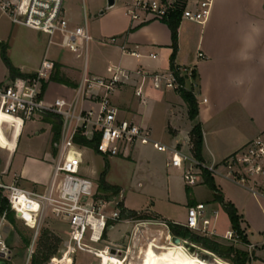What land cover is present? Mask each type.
Wrapping results in <instances>:
<instances>
[{"label":"crops","instance_id":"obj_1","mask_svg":"<svg viewBox=\"0 0 264 264\" xmlns=\"http://www.w3.org/2000/svg\"><path fill=\"white\" fill-rule=\"evenodd\" d=\"M82 1L87 5L88 0H78V3ZM89 1L95 2V0ZM200 1L202 0H178L180 5L189 6ZM210 1L211 13L204 24L182 20L178 29V52L175 65L181 72L189 68L194 71L196 86L194 93L199 104L198 120L202 124L204 133V163L219 165L264 131V0ZM131 2V0H115V5L111 8H108L107 4L104 6L102 2L101 9L104 10L100 14L90 16V18L84 9L83 21L78 18L81 12L78 15L74 13L73 6L76 4V0H64L63 11L70 29L87 25L92 37L88 47V57L85 59L84 72L87 71L91 76L106 77L111 75L108 72L109 69L121 68L127 71L142 70L148 74L144 81L141 77L136 76L129 84L119 86L112 97L113 104L119 109L121 118L123 115L128 120L146 127L145 118L148 111L144 109V106L147 99L145 95L143 99L137 97L136 90L142 85V82L143 93L145 88L149 86L157 90L164 89L162 85L156 84L153 76L171 72L172 35L171 30L163 21L154 20L143 14L134 20L127 15V8ZM78 8L80 10L81 6L78 5ZM112 39H115V42H111ZM91 48L98 50L107 58L108 63L102 69L95 67L90 71L89 51ZM123 48L126 49V52ZM48 51L49 48H47L43 58L46 54L48 55ZM199 52L204 53L206 58L200 59L198 57ZM131 53H136V55ZM43 58L38 60L35 67L31 69L13 65L21 73L33 75L39 70ZM54 62L60 66V77L69 83L50 79L45 84V100L49 104L56 99L69 101L74 99L84 74L76 66L58 61ZM186 85L191 88V81L186 79ZM164 93L162 96L166 102L165 111L169 117L168 132L172 128L169 135L175 143L166 144L156 137L154 138L168 146L181 148L183 142L190 140L193 122L188 117L190 125H186L183 124L185 120H180L178 117L177 107L186 105L185 102L181 101V96L167 93L166 90ZM136 98L137 100H135ZM84 106L90 108L92 105L84 103ZM10 118L12 121L0 123V132L7 139V143H11L13 146L8 149L0 146V183L6 185L19 184L20 188L44 193L52 181L53 160L57 153L56 144L58 142L56 144L54 142L53 125L46 116L41 115L30 121ZM28 122L29 124H27ZM17 125H19V129H16ZM24 134L26 136L23 143L28 144L22 153L18 154ZM33 143L42 144L40 147H35ZM140 147H143V150L139 152L136 149L132 153L134 156L140 154L139 157H142L147 152L146 147L149 146ZM152 150L155 149L152 148ZM88 153L99 154L94 149L84 148L82 150L83 170L87 168L86 155ZM166 156L168 164L169 155ZM92 158L91 156L89 160ZM86 170L89 174H96L93 170L88 168ZM219 172L221 173L220 182L217 183L216 178L215 182L225 201L231 202L238 214L243 217L242 226H245L248 242L246 246L264 245V199L253 195L248 189L225 178L226 171L221 168H219ZM85 174L84 176L90 178L89 175ZM106 182L122 190L120 186L111 184L107 180ZM122 200L126 209L136 211L126 206L124 197ZM195 201L198 204V200ZM214 206L220 209H211L209 206L208 209L210 212L218 211L219 216L216 221L215 219L211 220L210 228L222 236L233 228L227 215L231 228L222 232L218 229V219L220 218V211L223 209L219 203H214ZM150 213L160 217L159 219L165 224L171 238L173 236L167 224L175 223L183 226L187 221L186 218L184 222H178L156 211ZM157 220H141L144 222L142 226L149 227L151 223H155ZM5 223L7 220L1 217V230ZM122 228H125V231H122ZM116 229L121 235L109 245L122 247L120 241L125 238L127 231L133 229V225L119 223L109 228L106 239L111 231ZM143 233H145L144 229L141 230L140 239L143 238ZM254 233L260 234L263 241L253 243L250 235H254ZM134 240L136 239H133L132 242L136 243ZM106 244H108L107 240L102 246ZM159 246H166L171 249L176 247L170 244ZM181 247L177 249L180 250L179 253L183 257L187 254L191 255L185 248ZM174 250L175 248L172 249L171 264L175 258ZM144 251L155 254L150 242L147 247L141 250L142 253ZM186 260L190 264V261ZM203 261L206 263L205 260ZM257 262L264 264V258L257 256L250 264ZM216 263L230 264L224 261Z\"/></svg>","mask_w":264,"mask_h":264},{"label":"built area","instance_id":"obj_2","mask_svg":"<svg viewBox=\"0 0 264 264\" xmlns=\"http://www.w3.org/2000/svg\"><path fill=\"white\" fill-rule=\"evenodd\" d=\"M63 1L0 0V11L9 17L12 24L47 34L49 45L53 43V38L60 34L63 48L79 53V56L83 55L87 59L92 37L87 25L70 29L64 16ZM131 1L127 15L134 20L143 14L154 20L164 21L169 12L180 5L178 0ZM181 10L182 20L204 24L211 13V1L202 0L193 6L185 5ZM111 42H115V39ZM123 50L126 52L125 48ZM198 57L206 58L202 52L198 53ZM55 69L56 63L46 54L39 70L33 76L17 77L7 85H0V114L22 121L39 115H55L62 119L61 135L53 160V176L48 189L44 193H38L20 188L16 184L0 183V190L8 193L10 206L16 211L20 199H25L34 206L35 211L31 212L30 220L24 219L34 226L36 238L49 214L68 224L70 233L68 239L62 243L64 251L59 258L53 257L50 264H74L78 252L88 253L101 263L107 256L125 262L128 256L123 255L121 247L109 244L102 247L94 245L105 243L109 228L119 223L132 224L137 239L144 224L140 219L129 217L127 213L123 216V200L100 193L94 181L82 174V150L86 147L76 143L78 136L88 141H94L98 137L95 151L107 158H128L138 147L151 146L160 153L168 154V164L173 168L180 169L190 164L184 173L185 181L190 186L194 185L198 178L194 173L195 168L219 176L221 168L226 171L225 178L264 199V131L219 165H207L197 161L192 154L183 152L178 146L171 147L156 140L149 129L120 117V111L112 100L114 91L121 85L129 84L136 76L144 81L148 77L145 71L109 69L111 75L106 77L90 76L85 71L74 99H56L49 104L45 100V84L51 79ZM179 72L180 77H185L192 83L193 69ZM153 79L158 86L176 91L180 88L192 90L194 87L193 83L191 88L186 84L181 85L172 72L154 75ZM142 85L136 90V96L141 99L144 97ZM84 103H90L92 106L86 108ZM218 216V211L210 212L206 204L198 203L188 208L187 221L183 226L192 231L217 235L210 227L211 220L216 221ZM222 238L235 244L241 242L239 232L234 229L227 231ZM169 241L172 242L171 237ZM248 247L249 250L254 248L253 245ZM10 253L0 228V258H9ZM109 263L112 264L111 261Z\"/></svg>","mask_w":264,"mask_h":264},{"label":"rangeland","instance_id":"obj_3","mask_svg":"<svg viewBox=\"0 0 264 264\" xmlns=\"http://www.w3.org/2000/svg\"><path fill=\"white\" fill-rule=\"evenodd\" d=\"M102 2L104 6L105 4L108 5V0H95L94 3H91L88 0L87 5L84 4L83 1L78 3V0H76V4L73 6L74 13L78 15L81 12L80 15H78V18L83 21L84 9L88 14V18H90V16L94 14H100L104 10L101 9ZM78 5L81 6L80 10L78 8ZM0 40V42L8 45L9 49L7 51V55L14 65L24 66L25 69L34 68L38 60L43 58L47 48H49L48 57L51 60L76 66L80 69L81 73L84 72V56H79V53L76 54L71 52L67 48H63L61 46L62 38L60 34H57L53 38V43L49 45V36L47 34H43L42 32L35 31L24 26L12 24L9 17L7 15H4L1 11ZM107 63L108 60L103 56V54H101L98 50L91 48V50L89 51L90 71L95 67L98 69H102L104 66H106ZM9 74V70L3 60L2 50L0 48V84H9V82L13 79ZM192 83L191 84L194 85V87H192V90L194 91V88L196 87L194 78L192 79ZM165 90L167 91V93H172L173 95L178 96L176 90L166 88L157 90L152 88L151 86L145 88L144 95L147 99V103L144 106V109L148 111L147 117L145 118V128L149 129L153 137H156L158 140L166 144H174L175 142L171 140L169 135V133L172 132V128L168 132L169 117L165 111L166 102L163 100L164 96H162L165 94ZM135 100H137V98ZM181 101H183L182 98ZM177 111L179 119L185 120L183 121V124L190 125V122H188L189 120L187 106H179L177 107ZM121 116L122 118H127L123 115ZM8 121H12L10 117L0 114V123ZM27 124H29V122ZM18 126L19 125L16 126V129H19ZM25 136L26 134H24L23 136L22 143H20L18 154H21L22 150L28 144L23 143V141L25 140ZM190 143L191 141L183 142V144L181 145V150L187 154H191ZM33 144L35 147H40L42 143ZM0 146L5 149L13 147L11 143H7V139L2 135L1 132ZM146 148L147 152L142 156L143 158L139 157L140 154H137L136 156L132 154L128 158L123 156L107 158L99 154L93 155L91 153H88L86 155V167L89 170H93L94 172H96V174H89L86 170L87 168L85 170L82 169V174L84 175L86 173L85 175H89V177L93 179L94 183L98 187L100 185V176L103 173L106 174L105 179L109 183L118 185L122 188L118 195H114L112 193L106 194L111 197H116L119 200L123 199L124 197L126 206L138 212H141L138 213L140 216L148 217L149 220L158 219L157 222L151 223L149 227L142 226V229L145 230V233H143V238L141 239L139 238L140 234L138 235L137 239L134 240L136 241V243L132 242V240L135 239L134 228L126 232L125 238L120 241V244L122 245L121 249L124 252L123 255L128 256L126 264H149L150 261L154 258L153 254H149V252L144 251L143 255L140 257V251L143 248L147 247L150 241H155V239H157L156 244L158 245L173 244L171 241L167 240L169 235L165 224L162 220L159 219L160 217H157V215H155L154 213H150L151 211L162 213L172 220L184 222L187 218V207H191L197 204L195 201L196 199L198 200V203L207 204L211 209H220L219 207L214 206L215 202L213 192L203 184V170H199L196 168L194 169V173L197 174L198 178L196 180V183L190 186L186 183L184 178V173L186 172V170H188L190 164H186L183 168L180 169L170 167L168 166L166 161L167 154L152 150L153 147L151 148V146ZM137 150L140 152L143 150V147H138ZM91 156L93 158L92 160H89ZM213 177L214 179L216 178L217 183L220 182L219 175H213ZM187 187L190 188V198L195 202L194 204L189 206L188 196L186 192ZM99 192L104 193L102 191ZM220 194L222 195L221 191ZM2 196L8 201V193L2 191ZM225 202L231 203L227 201ZM8 208H10L11 211H9V213L13 214L15 223L14 226H11L7 221V223L4 224L5 226L2 227L3 238L5 239L11 251L9 258H2V261L7 264H31L32 255L37 250V242L45 230L53 232L62 240V243L69 237L70 230L68 224L58 220L53 215L49 214L45 223L41 226L39 235L36 238V230L34 229V226L27 221L30 220L32 216L31 212H34L35 209L34 206H32V204L27 202L25 199H20V204L16 206L18 212L10 206V203L8 204ZM238 216L240 217L241 228V231L239 233L241 242L238 244L223 239L222 236L217 232V235H212L209 233H204L202 231H190L198 235L214 239L223 245L234 246L237 249L248 252L250 256V262L255 260L257 256L260 258H264L263 244L256 245L252 250H249V247L244 243V239H247L246 229L245 226H242L243 217L239 214ZM24 218H26L27 220H25ZM209 218L211 219L210 215ZM218 222V229L221 232L231 228L230 222L227 218V213L224 210L220 211V218L218 219ZM122 231H125V228H122ZM120 235L121 233H118V229L111 231L108 238L106 239L107 243H113ZM250 236L253 243L263 241V238L258 233H254V235L252 234ZM23 237H26L30 240V245H26L24 243ZM62 243L59 246V251L55 257L59 258L62 255L64 251ZM103 244L104 243L94 246L102 247ZM174 248L175 258H173L174 260L172 264H182L181 253H179L180 250L177 249L179 247H173L172 249ZM184 257L190 261V264H217L212 256L204 252H199L196 254V256L187 254V256ZM202 260H205L206 263ZM250 262L248 264H250ZM50 263L51 260L47 264ZM74 264H101V262L88 253L78 252ZM256 264H262V262H257Z\"/></svg>","mask_w":264,"mask_h":264},{"label":"trees","instance_id":"obj_4","mask_svg":"<svg viewBox=\"0 0 264 264\" xmlns=\"http://www.w3.org/2000/svg\"><path fill=\"white\" fill-rule=\"evenodd\" d=\"M184 7L185 5L182 4L179 5L177 9L170 11L168 18L163 21L165 24H167V26L171 30V35H172L173 54L171 56V61H170L171 72L174 73V75L179 79L180 84L183 86H185L186 84V78L180 77L179 69L175 65V59L178 52V29L182 22L181 9ZM0 48L2 50L3 60L9 70L10 77L15 79L17 77L27 78L33 76V75H26L21 73L19 69H17L13 65V63L11 62V60L7 55V51L9 48L7 44L0 42ZM59 67L60 66L56 64V71L51 76V79L58 80L60 82L69 83L66 79L60 77ZM193 78H194V73H193ZM177 92L181 96L183 101L186 103L188 108V117L193 122V128L190 132V141H191L190 153L197 161L204 163V157H203L204 133H203L202 124L198 120L199 117L198 100L193 90L180 88ZM46 118H48V120L53 125L54 142L56 144L59 141L61 135L62 119L55 115H47ZM75 141L79 145L95 150L99 138L97 137L94 141H88L78 136L75 139ZM105 177L106 174L104 173L100 177L99 191L118 195L120 192V188L108 184L105 180ZM203 184L206 185L213 192L214 202L219 203L223 207V210L227 213L232 228L240 233L241 231L240 217L238 216L237 209L233 204L225 202L224 197L220 194V190L216 185L213 175L207 170H203ZM186 192L188 196V205L194 204L195 203L194 200L190 198L189 187L186 188ZM8 204L9 202L7 201V199L3 198L2 191H0V216L5 220H7L11 226H14L15 223L14 217L12 213H9L10 208H8ZM121 208H122L123 216H125V214L127 213L129 217H133L141 220H149L148 217L140 216L136 211H131L126 209L123 203H121ZM167 225L169 227L172 236H176L186 241H189L197 246L202 247L205 250L212 252L214 255L219 257L220 259H214L215 262L224 261V260H225L224 262L228 261L231 264H248L250 262L249 253L246 251L237 249L234 246L223 245L214 239L193 233L188 228L182 225H178L175 223H168ZM23 241L26 245H30V240L27 239L26 237H23ZM61 243L62 240L58 236H56L53 232L49 230H45L37 242V250L32 255L31 264H47L53 257L57 255ZM244 243L248 244L246 239H244ZM181 262L182 264H189L188 261L182 255H181ZM1 263L7 264L4 261H2V259H0V264Z\"/></svg>","mask_w":264,"mask_h":264},{"label":"bare ground","instance_id":"obj_5","mask_svg":"<svg viewBox=\"0 0 264 264\" xmlns=\"http://www.w3.org/2000/svg\"><path fill=\"white\" fill-rule=\"evenodd\" d=\"M4 115V114H2ZM6 116V115H4ZM8 117V116H7ZM170 237L167 238V240L169 241ZM172 246H176V247H181L183 245H174V244H170ZM150 246L152 248H154V252L155 254L154 255V258L150 261L149 264H171V261H172V249L170 247H161L159 245H156V241H150ZM184 247V246H183ZM185 248V247H184ZM186 249V248H185ZM188 251V250H187ZM189 252V251H188ZM190 253V252H189ZM142 252L140 251V257L142 256ZM191 254V253H190ZM193 255V254H191ZM145 256V255H144ZM196 256V255H195ZM146 258V257H145ZM150 258V257H148ZM214 259H220L219 257L215 256L213 257ZM128 260V259H127ZM126 260V261H127ZM144 260V259H142ZM150 260V259H149ZM109 261L112 262V264H126V261L123 262L122 260L118 259V258H115V257H110V256H107L104 258V261L103 263L101 264H110Z\"/></svg>","mask_w":264,"mask_h":264},{"label":"water","instance_id":"obj_6","mask_svg":"<svg viewBox=\"0 0 264 264\" xmlns=\"http://www.w3.org/2000/svg\"><path fill=\"white\" fill-rule=\"evenodd\" d=\"M115 5V0H108V8H111ZM172 243L174 245H183L191 254L193 255H196L197 253L199 252H204L212 257H215L216 255H214L213 253H210L202 248H200L199 246L189 242V241H186V240H182L181 238L179 237H176V236H173L172 237Z\"/></svg>","mask_w":264,"mask_h":264}]
</instances>
